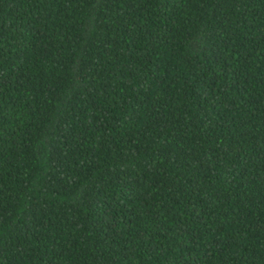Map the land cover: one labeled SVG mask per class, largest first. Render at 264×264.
<instances>
[{
	"label": "trees",
	"instance_id": "1",
	"mask_svg": "<svg viewBox=\"0 0 264 264\" xmlns=\"http://www.w3.org/2000/svg\"><path fill=\"white\" fill-rule=\"evenodd\" d=\"M0 264H264V0H0Z\"/></svg>",
	"mask_w": 264,
	"mask_h": 264
}]
</instances>
